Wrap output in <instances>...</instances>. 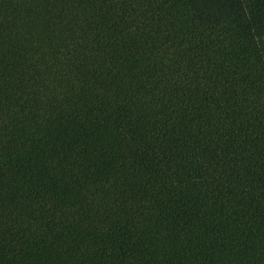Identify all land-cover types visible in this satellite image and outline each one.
I'll use <instances>...</instances> for the list:
<instances>
[{"label":"trees","instance_id":"obj_1","mask_svg":"<svg viewBox=\"0 0 264 264\" xmlns=\"http://www.w3.org/2000/svg\"><path fill=\"white\" fill-rule=\"evenodd\" d=\"M0 264H264V0H0Z\"/></svg>","mask_w":264,"mask_h":264}]
</instances>
